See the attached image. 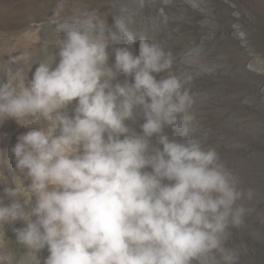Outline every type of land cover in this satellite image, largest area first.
I'll return each mask as SVG.
<instances>
[{"label": "clouds", "instance_id": "clouds-1", "mask_svg": "<svg viewBox=\"0 0 264 264\" xmlns=\"http://www.w3.org/2000/svg\"><path fill=\"white\" fill-rule=\"evenodd\" d=\"M160 3L164 23L173 0ZM56 29L52 63L0 79V124L30 129L11 148L27 184L0 183V225L32 252L47 249L43 264H238L228 230L252 193L202 146L192 73L145 36L134 54L124 17L84 11Z\"/></svg>", "mask_w": 264, "mask_h": 264}, {"label": "rangeland", "instance_id": "rangeland-1", "mask_svg": "<svg viewBox=\"0 0 264 264\" xmlns=\"http://www.w3.org/2000/svg\"><path fill=\"white\" fill-rule=\"evenodd\" d=\"M200 1L205 5L173 0L166 8L167 22L162 23L160 0H0V79L17 69L29 76L30 66L34 71L39 61L28 59L24 49V36L32 31L44 46H55L51 54L58 52L63 34L56 25L74 14L59 12L35 22L26 19L34 7L61 11L102 6L101 18L108 23L113 17H124L137 34L130 46L134 54H138L140 37L145 36L172 52L174 69L192 73L187 87L195 99L192 111L202 146L214 149L219 162L238 176L245 193H252L237 201L245 209L244 222L229 228L226 243L239 251L238 264H264V0ZM48 25L51 29L45 32ZM194 50L196 57L189 55ZM113 61L114 55L110 56ZM38 123L43 121H26L31 127ZM29 130L15 120L0 124V183L27 184L15 168L11 148ZM166 131L178 135L173 129ZM29 195L22 190L19 199ZM0 254L10 257L9 264H43L48 252L43 249L38 254L18 243L12 225L5 223L0 225Z\"/></svg>", "mask_w": 264, "mask_h": 264}, {"label": "bare ground", "instance_id": "bare-ground-1", "mask_svg": "<svg viewBox=\"0 0 264 264\" xmlns=\"http://www.w3.org/2000/svg\"><path fill=\"white\" fill-rule=\"evenodd\" d=\"M193 2L197 3V4H201V5H205V3L203 1L200 0H193ZM84 11H89V12H95L97 15L104 16L101 15L103 14L105 11H103V7L102 6H98V7H91V6H75V7H68L66 10H55V9H48L47 7L44 6H37L34 7V10H32V15L27 16L26 19H32L33 21L37 22L38 20H46V17L48 16H57V14L59 12L63 13V14H67V15H72V14H78ZM65 20L62 18V21ZM61 22V21H59ZM51 29V26L48 25L44 31L48 32ZM38 35L36 33V31H32V34H26L24 36L25 39V44H24V49L26 52V57L28 59H36L39 62H48V63H52L54 60L55 55L51 54L52 50H54V45L50 44V45H45L40 42V39L38 38ZM248 44V43H247ZM249 45V44H248ZM15 46H17V42L15 43ZM247 46V45H246ZM250 48V46H249ZM249 50V49H248ZM192 53H190L189 55L192 57H196L197 55V51H191ZM40 56H43V58H41L40 60ZM231 60V59H230ZM58 61V59H57Z\"/></svg>", "mask_w": 264, "mask_h": 264}]
</instances>
